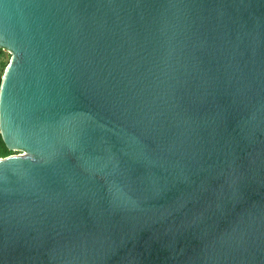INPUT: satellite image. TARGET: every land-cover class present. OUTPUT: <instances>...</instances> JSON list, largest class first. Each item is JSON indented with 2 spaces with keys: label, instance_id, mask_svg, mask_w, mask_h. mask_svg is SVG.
Wrapping results in <instances>:
<instances>
[{
  "label": "water",
  "instance_id": "obj_1",
  "mask_svg": "<svg viewBox=\"0 0 264 264\" xmlns=\"http://www.w3.org/2000/svg\"><path fill=\"white\" fill-rule=\"evenodd\" d=\"M0 264H264V0H0Z\"/></svg>",
  "mask_w": 264,
  "mask_h": 264
},
{
  "label": "rangeland",
  "instance_id": "obj_2",
  "mask_svg": "<svg viewBox=\"0 0 264 264\" xmlns=\"http://www.w3.org/2000/svg\"><path fill=\"white\" fill-rule=\"evenodd\" d=\"M11 57V53L8 50H4L2 49V51L0 52V76L2 77L3 72L5 70L6 65L8 64L9 60ZM18 153V151H13L11 150L10 154H16Z\"/></svg>",
  "mask_w": 264,
  "mask_h": 264
},
{
  "label": "trees",
  "instance_id": "obj_3",
  "mask_svg": "<svg viewBox=\"0 0 264 264\" xmlns=\"http://www.w3.org/2000/svg\"><path fill=\"white\" fill-rule=\"evenodd\" d=\"M1 51H2V48H0V52ZM0 82H1V76H0ZM10 152L11 150L7 148L0 134V157L7 156L10 154Z\"/></svg>",
  "mask_w": 264,
  "mask_h": 264
},
{
  "label": "built area",
  "instance_id": "obj_4",
  "mask_svg": "<svg viewBox=\"0 0 264 264\" xmlns=\"http://www.w3.org/2000/svg\"><path fill=\"white\" fill-rule=\"evenodd\" d=\"M13 151H18V153H16V154H12V155H19V154H23L24 153V151H21V150H13Z\"/></svg>",
  "mask_w": 264,
  "mask_h": 264
}]
</instances>
